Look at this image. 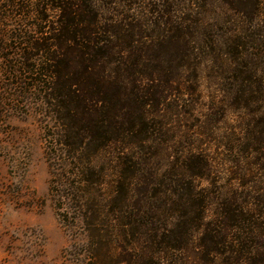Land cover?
Returning <instances> with one entry per match:
<instances>
[{
	"label": "trees",
	"instance_id": "1",
	"mask_svg": "<svg viewBox=\"0 0 264 264\" xmlns=\"http://www.w3.org/2000/svg\"><path fill=\"white\" fill-rule=\"evenodd\" d=\"M21 1L36 24L5 37L54 118L52 192L87 264H264V0ZM204 104L241 116L216 151L212 123L180 129ZM227 153L238 185L215 176Z\"/></svg>",
	"mask_w": 264,
	"mask_h": 264
},
{
	"label": "rangeland",
	"instance_id": "2",
	"mask_svg": "<svg viewBox=\"0 0 264 264\" xmlns=\"http://www.w3.org/2000/svg\"><path fill=\"white\" fill-rule=\"evenodd\" d=\"M35 1L25 0L21 4L31 9L28 6ZM0 4V264H83V261L87 264L84 258L87 238L68 224L70 216L66 217L69 218L66 224L62 221L67 214L57 210V198L52 192L55 177L46 147L54 118L36 87L35 76L17 71L21 66L19 51L15 49L19 42L6 38L36 24V19L30 17L23 22L17 17L19 8H13L8 0H0ZM204 84L209 89L207 80ZM208 92L204 95L208 96L211 90ZM209 113L206 104L197 106L193 114L183 112L180 129L185 133L192 129L199 134L201 127L212 123L216 136L209 144L216 151L217 145L223 148L221 142L226 141V134L234 137L241 116L236 111L229 112L226 120L213 124L206 118ZM196 134L192 135L198 137ZM179 135L178 132V142ZM188 146L186 142L177 144L179 150ZM227 154L219 155V159L234 160ZM162 165L163 170L168 167L164 162ZM226 165L215 176L222 184L231 181L238 185L239 182L233 181L234 174L226 173L235 168L234 164L227 161ZM210 185L203 182V186Z\"/></svg>",
	"mask_w": 264,
	"mask_h": 264
}]
</instances>
